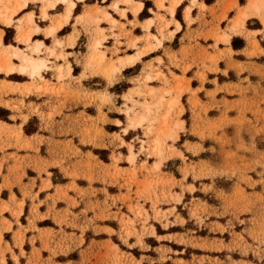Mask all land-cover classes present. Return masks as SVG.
Segmentation results:
<instances>
[{
    "label": "rangeland",
    "instance_id": "1",
    "mask_svg": "<svg viewBox=\"0 0 264 264\" xmlns=\"http://www.w3.org/2000/svg\"><path fill=\"white\" fill-rule=\"evenodd\" d=\"M32 2L29 9L39 3L42 18L47 1ZM92 2L96 6L82 12L87 14L80 24L74 19L72 34L64 36L70 26L53 34L48 44L54 54L46 45L37 54L49 65L44 78L0 73V105L13 113L8 123L0 121V147L36 153L17 167L36 177L24 191L30 218L21 219L26 228L16 233L12 257L22 264H264V29L259 36L248 30L256 26L254 19L237 32L227 31L238 0H219L211 7L192 0L189 7L198 10L193 17L185 12L180 39L165 45L166 63L161 57L157 65L140 60L132 69L111 72V63L120 64L121 55L133 51L129 45L135 44L136 56L161 45L149 29L155 19L142 24L145 36L136 37L119 20L113 24L104 18V11L125 16L119 8L123 0L86 1ZM251 2L264 6V0ZM171 3L165 7L170 13ZM81 10L79 4L75 13ZM155 15L154 32L162 41L171 38L178 22ZM51 17L54 24L58 15ZM100 29L116 39L109 57ZM81 30L85 36L78 42ZM237 33L250 41L241 51L218 39ZM16 35L15 27L8 28L6 44L30 52L35 38L18 43ZM68 46H75L73 53ZM96 50L106 62L93 60L95 68H89ZM11 62L21 63L16 57ZM72 64L75 75L69 72ZM181 89L179 110L170 113ZM177 111L183 127L175 141H168ZM142 115L148 119L139 124ZM129 123L140 127L128 128ZM23 130L35 134L26 137ZM244 184L247 197L237 188ZM40 190L45 191L41 197ZM6 209L8 204L0 208ZM12 257L9 264H15Z\"/></svg>",
    "mask_w": 264,
    "mask_h": 264
},
{
    "label": "crops",
    "instance_id": "2",
    "mask_svg": "<svg viewBox=\"0 0 264 264\" xmlns=\"http://www.w3.org/2000/svg\"><path fill=\"white\" fill-rule=\"evenodd\" d=\"M87 0H77V7L80 4L81 7V12L76 14L75 13V9H73L72 12V18H70L69 22L66 23L61 29H59L54 35H58V33H60L61 31L64 30V28L70 26V30H68V32L66 34H64V36H68L70 34H72L73 32V27L72 24L74 22V17L79 16L80 14H82L83 11H85V9L87 7H95V2L92 3H86ZM105 1H109V0H105ZM113 1V0H110ZM159 1L160 0H134V3L131 4H126V3H121L119 5L120 9H125V16H117L116 11L114 13H111V15L117 19V21L119 20L121 23H124L127 30H133L134 35L136 37H143L147 34V30L142 26V24L146 23L149 19H155V22L150 26V32L152 34H156L158 38H160V34L154 32L155 29H157V18L156 15L157 13H161L166 15V17L168 19H172V17H174L175 21L180 23V28H178V30L175 31V33L172 35L171 38L166 39L164 41H162L161 45H158L157 48L154 49H150V51H148L145 54L140 55V58L137 59L135 62L131 63V64H126L125 66L122 67V70H127V69H132L136 63L140 62H144V60L146 61H150V60H154V64L157 65L158 64V59L161 57L164 61V63H166V53L164 51L165 49V45H171L176 39H180L181 33L183 31V28L185 26V12L187 11V7H189L191 4L190 2L192 0H182L180 4L177 5L175 11L173 14H171L170 12L166 11L165 7H168L170 4V0H162L164 7L159 6ZM217 1L219 0H198L199 3H203L206 7H211L213 5H215L217 3ZM36 2V1H35ZM138 2H141L144 7L141 8L140 10H138L137 12L133 11V6H136V4ZM34 3L31 1L29 3V7L25 10H23V15H19V17L15 18V19H20L22 17H24L27 13H30L33 11L34 13V20L35 23L41 28V32H36L32 34V39L35 38L34 41L36 40H42L44 41V43L46 44V46H49V42L53 35H48L46 33V29H48L49 26L52 25V17L51 16H57L59 17V14L63 13L65 10V6L64 4H57V7L55 8H48L47 9V13H48V19L44 20L42 18H40V14L42 12L41 10V5L38 3H35V8L34 9H29L30 7H32L31 5H33ZM111 4V3H110ZM110 4L106 5V6H110ZM99 7H105L103 5H99ZM198 10V6H193L191 7L190 10V14L193 17L195 14V11ZM181 12V18H177L178 14ZM254 23H256V26H252L251 28H248V30L252 31V32H257V36H259L261 34V31H263L264 24H261L259 21V18H250L248 20H245V22H249L254 20ZM39 21V23H38ZM130 21H138L139 24H137L135 27H131L130 28ZM105 23V24H104ZM103 27L109 29V23L108 22H103ZM175 28V23H172L170 25V30H174ZM117 29H115L114 31H116ZM106 33H110L109 31H107ZM155 35V36H156ZM85 36V33L82 32L80 35L77 37V41L79 42V40ZM122 39H124L125 37L122 36ZM236 40V44L237 47L233 46V42ZM153 43H155V40H153ZM123 43H126L127 40H123ZM249 39L245 36V35H241V34H233L230 39L229 42L227 43V45L229 44L232 48V50L234 52L237 51H241L243 49H245L246 47H248L249 45ZM116 39L113 35H109L108 39L106 41H104V45L105 47H107L108 51H107V56L109 57V53L112 50V48L116 45ZM144 41L142 42L143 45ZM76 44H78L76 42ZM222 44L221 42L219 43V45ZM147 44H145L146 46ZM211 45V44H210ZM75 46H68V52L69 53H73L72 52V48H74ZM144 47V46H141ZM132 52H129L128 54L125 55H121V57L126 58L127 56L130 55H137L136 53L137 48L136 47H132ZM120 57V58H121ZM77 67H79V65H76ZM160 67H162L160 65ZM76 70L75 64H72L71 66V73L73 74ZM80 72V70H79ZM14 75H19V76H23L26 74H20V73H11ZM75 75V74H73ZM18 83H21L22 81H16ZM157 85V84H156ZM155 84H153V86H156ZM5 110L8 111V113L6 112V115L8 117H10L13 113L10 111L9 108L5 107L4 105H0V110ZM0 121L8 123L6 120L0 118ZM11 124V123H10ZM28 124V123H26ZM27 126V125H25ZM24 126V127H25ZM25 129V128H24ZM23 133L26 137H32L35 132H27L26 130H23ZM2 144V142L0 141V145ZM36 146H33V149H35ZM36 158V153H32L31 151H29L28 149H21V147H6L5 145H3V147H0V208L1 206H3L4 204H8L10 206V209H6L3 212L0 210V259H4L7 264H9L8 260L9 258L12 257V253L9 251V249H13L15 244V238H16V233L18 234V231L20 230L22 232L23 228H26V224L23 223L21 221V219L25 216L26 218H30L29 215V211H30V206H31V202L29 200V198L27 199L24 196V191L25 189H29V187L32 185V181L31 179L36 177L33 176V173L30 169H27V175H23V168L21 170H17V167L24 164V161H27L28 158ZM21 174V175H20ZM30 178L27 180V178ZM39 181V180H37ZM37 185V184H36ZM34 191L37 190L34 188ZM45 191L40 190L38 192V196L41 197L43 195ZM41 209V208H40ZM13 210L17 212V214L15 215L13 213ZM5 220H8L9 222H11V225H9ZM20 221V222H19ZM41 228H46V226H41ZM10 230V231H9ZM28 232H25V235L28 236ZM2 250H4L5 253H1Z\"/></svg>",
    "mask_w": 264,
    "mask_h": 264
},
{
    "label": "snow or ice",
    "instance_id": "3",
    "mask_svg": "<svg viewBox=\"0 0 264 264\" xmlns=\"http://www.w3.org/2000/svg\"><path fill=\"white\" fill-rule=\"evenodd\" d=\"M124 3H129L130 0H123ZM57 3H65L67 4V14L63 17V23H67L69 18H72V12L71 10L73 8H76L77 5L74 3H70L69 0H57ZM29 7L28 4V0H19V3L16 5V7H12V5L9 3L8 5H4V0H0V45L2 44H6L7 41L5 39V31L8 28L11 27H15L17 30V35L15 37L16 41L18 43H28L29 39L28 37L31 35V32H41V28L39 27H35L32 26L28 32L25 35H21V32H23V28L22 25H24L25 21H27L28 25H32L33 22V14L32 13H28L24 19H19L17 22V19H14V17H19V15H23V10L27 9ZM48 7L50 8H55L56 4L55 3H51L48 5ZM111 7L113 9L117 8L116 4H112ZM144 5L143 4H139L137 5V10L143 8ZM97 11H101V9L97 8ZM231 14L234 15L236 17L235 21L232 22L230 24L229 29L227 30L228 32H237V29L242 28L243 27V23L245 20H248L250 18H259V21L261 24H264V6L261 7H257L255 4H253L251 2V0H238L237 3L233 4L231 6ZM105 18L107 19H111L110 17H108L107 12H104ZM121 15H123V13H121ZM76 19L77 24H80L81 21H83L85 19V16H79V17H74ZM42 19L47 20L48 17L47 16H42ZM223 20L228 21L229 17L228 16H223L222 17ZM93 23H98L97 20H93ZM113 24H116L117 21H112ZM152 23L151 20L148 21V24L150 25ZM177 28L180 27L179 24L176 25ZM54 32V29H50L48 30L47 34L48 35H52ZM100 35L103 37V39L107 40L108 37L103 35V29H100ZM218 39H222L223 42L225 44L228 43L229 40V35L225 34L221 37H219ZM101 43L100 40L96 41L95 47L96 48H100ZM130 47H135V44H131L129 45ZM39 47H43V45H38ZM8 48L11 49L12 46L9 44ZM13 52H15V50H13ZM17 59H20V57H16ZM11 57H9V61H10ZM96 58H90L89 60V64L88 67L89 68H95V64L93 63V60H95ZM99 61L102 63L104 61V56L101 55L99 57ZM131 62V61H129ZM164 61H161V63H163ZM25 63L27 64H33V68H32V74L35 75L37 72L36 67L34 66V62L25 59ZM177 67H179V65H177ZM4 72H21L24 73L26 72V68L25 67H20V68H16L14 66H12L9 62V66L7 67V69L5 67H0V73H4ZM84 76H81V79H83ZM183 90L181 89L180 92L177 93V96L175 99H173L172 104L170 105V113L173 110H179V95L182 94ZM127 99V97H126ZM106 102H110V98L106 97L105 98ZM262 107H264V102H262ZM249 115H251L249 113ZM115 123L119 124L120 121H115ZM136 127H140V125L138 124H134V123H129L128 128H136ZM183 127V122L179 119V111H177V116L175 119V124L172 127L171 133L165 137L166 140L168 141H175L177 139V133L182 129ZM148 133H146L147 135ZM117 140H119V137H117ZM260 150L262 152H264V144H261L260 146ZM141 151H143V145L141 146ZM121 159H123V157H121ZM128 162L131 164L134 162V158L133 157H128ZM156 169L158 170L160 167V164H157ZM262 167H264V165H262ZM253 174H254V170H253ZM261 177H264V171L261 172ZM237 188L240 190V193L247 197L248 193L244 192L243 189L247 188V184H244L243 187H241V185H237ZM261 198L264 199V180L261 181ZM231 194V193H230ZM245 211H248L247 209ZM240 223H244L243 220L240 221ZM10 231V230H9ZM108 231H111L110 229H108ZM9 251H11V249H9ZM24 253H21V255H23ZM12 260L15 262V264H22L21 260L16 257L15 255H13ZM0 264H7V262L4 259H0Z\"/></svg>",
    "mask_w": 264,
    "mask_h": 264
},
{
    "label": "bare ground",
    "instance_id": "4",
    "mask_svg": "<svg viewBox=\"0 0 264 264\" xmlns=\"http://www.w3.org/2000/svg\"><path fill=\"white\" fill-rule=\"evenodd\" d=\"M31 1H39V0H28V4L31 2ZM40 1H47V6L45 7L44 9V16H48V13H47V9H48V5L51 4V3H55L56 4V7H57V0H40ZM134 0H130L129 3L133 2ZM182 0H171V14L174 13L176 7L178 4L181 3ZM70 3H74L77 5V0H69ZM257 2V1H256ZM11 4L12 7H16V5L19 3V0H7V2L4 4V5H8V4ZM253 3V2H252ZM61 4H65V3H61ZM139 4H142L141 2H138L134 8V12H137V5ZM163 4V1L160 0L159 1V5L162 6ZM256 5V3H253ZM118 6V4H117ZM164 6V5H163ZM74 9V8H73ZM73 9L71 10V12H73ZM100 9V8H99ZM140 10V9H139ZM190 10H191V7H187V16L189 17L190 15ZM105 12V11H104ZM103 12V14H104ZM33 14V22H32V25H28L27 24V21H25V24L22 25V28H23V32H21V35H25L28 30L32 27V26H35V27H39L36 23H35V20H34V13L33 12H30ZM28 14V13H27ZM26 14V15H27ZM67 14V4H65V10L63 13L59 14V17L56 19V21L54 22V24H52L51 26L48 27V30L50 29H54V32L53 34H55L59 29H61L66 23H63V17ZM87 14V13H86ZM86 14H80V16H85ZM125 14V11L124 13ZM107 15L108 17L111 18V21H117L115 18L112 17L111 13L110 12H107ZM104 18H105V15H104ZM107 19V18H106ZM70 18L68 19L67 23L69 22ZM153 22V19H149ZM148 20V21H149ZM245 23V22H244ZM243 23V24H244ZM178 24L180 25V23L178 22ZM27 25V27H26ZM149 25V24H148ZM151 25V24H150ZM247 26V25H246ZM40 28V27H39ZM33 33H36V32H31V35L28 37L29 39V42L28 44L31 42L32 40V34ZM52 34V35H53ZM229 35V34H228ZM156 39L158 40V42L160 44H162V40L160 38H158L157 36H155ZM71 38V37H69ZM73 38V37H72ZM71 38V39H72ZM229 39H230V35H229ZM100 40V43L102 44V40ZM74 41V40H73ZM63 41L61 40H58L57 43L58 44H62ZM34 44L30 47V52H27L25 49L21 48V47H18L16 45H11L12 48L9 49L8 48V45L9 44H2L1 46H3L4 48L0 50V62H1V66L0 67H5L7 69V67L9 66V62L12 66L16 67V68H20V67H25L26 68V72L24 73H21V74H28L30 77L32 78H44V75H43V72L44 70L48 69L49 68V65H48V62H47V59L45 57H41V56H37V54H40L42 51H43V48L44 46L46 45L44 43V41L42 40H36L33 42ZM38 45H43V47H37ZM49 47V46H47ZM50 49L51 51V54H54V50L51 49L50 47L48 48ZM98 49V48H97ZM13 50H15V52H13ZM103 55L104 56V61L101 63L99 61V57ZM9 57H11L10 61H9ZM15 57H20V61L21 63L19 65H16V64H13L11 62V60ZM96 59L95 61L98 62V64L100 65H103L105 62H106V56L103 52L99 51V50H96L94 56ZM140 58V55L139 56H136V55H130V56H127L126 58L124 57H121L120 58V64H117V63H111L109 66H108V69L109 71L111 72H118V71H121L122 70V67L125 66L126 64H131L133 62H135L137 59ZM25 59L27 60H30L32 62H34V66L36 67L37 69V72L35 75L32 74V68H33V64H27L25 63ZM131 61V62H129ZM69 72L71 71V66L69 65ZM7 73H16V72H7ZM60 75H64V70L62 67H60ZM175 99V98H174ZM172 101L173 99L171 100L170 102V105L172 104ZM149 109H151L150 107H148ZM148 117L146 115H142L140 116L139 120H138V123L139 124H142L145 120H147Z\"/></svg>",
    "mask_w": 264,
    "mask_h": 264
},
{
    "label": "trees",
    "instance_id": "5",
    "mask_svg": "<svg viewBox=\"0 0 264 264\" xmlns=\"http://www.w3.org/2000/svg\"><path fill=\"white\" fill-rule=\"evenodd\" d=\"M233 46L237 47L236 40L233 42ZM0 111L3 112V113H0V118L4 120L8 119V116L6 115V112L8 113V111L2 110V109Z\"/></svg>",
    "mask_w": 264,
    "mask_h": 264
}]
</instances>
